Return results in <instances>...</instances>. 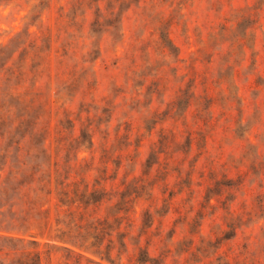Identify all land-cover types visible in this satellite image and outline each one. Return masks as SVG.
I'll use <instances>...</instances> for the list:
<instances>
[{
	"label": "rangeland",
	"instance_id": "374dc122",
	"mask_svg": "<svg viewBox=\"0 0 264 264\" xmlns=\"http://www.w3.org/2000/svg\"><path fill=\"white\" fill-rule=\"evenodd\" d=\"M128 3L0 0V168L70 175L104 263L264 264V0Z\"/></svg>",
	"mask_w": 264,
	"mask_h": 264
},
{
	"label": "trees",
	"instance_id": "16d2710c",
	"mask_svg": "<svg viewBox=\"0 0 264 264\" xmlns=\"http://www.w3.org/2000/svg\"><path fill=\"white\" fill-rule=\"evenodd\" d=\"M99 2H105L111 13L129 4V0ZM211 91V87L205 88L208 95ZM59 173L58 167L53 170L48 165L33 169L26 175L27 180L17 182L12 172L0 168V264H107L103 259L111 258L115 228L108 218L90 222L82 215L77 220L75 199H84L87 195L79 194L70 175L59 182L57 177H62ZM53 178H56L54 188ZM52 199H57L55 216ZM63 212L65 218L61 217ZM136 221L137 218H132L128 226ZM121 226L122 222L117 229ZM124 237L121 243L126 246ZM147 256L142 259L144 263L151 258L149 251Z\"/></svg>",
	"mask_w": 264,
	"mask_h": 264
}]
</instances>
